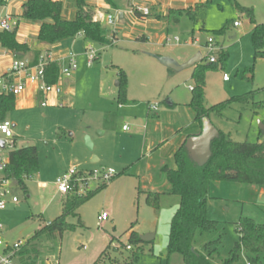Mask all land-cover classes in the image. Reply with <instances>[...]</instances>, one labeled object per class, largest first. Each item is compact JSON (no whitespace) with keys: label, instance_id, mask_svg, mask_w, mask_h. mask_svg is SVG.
Returning a JSON list of instances; mask_svg holds the SVG:
<instances>
[{"label":"rangeland","instance_id":"1","mask_svg":"<svg viewBox=\"0 0 264 264\" xmlns=\"http://www.w3.org/2000/svg\"><path fill=\"white\" fill-rule=\"evenodd\" d=\"M237 5L250 9L255 23H264V0H211L197 20L181 14L177 23L170 20L162 26L147 19L124 20L119 26L112 8L109 12L113 24L105 20L101 24L109 35L117 31L114 44L70 38L66 43L77 56V69L65 84L71 91L68 103L62 108H44L37 101L34 107L14 108L5 114L4 119L14 125V148L36 147L38 172L25 181V190L13 187L18 203L0 211L1 237L27 240L55 219L64 195L57 192L54 181L69 169L88 177L93 170L110 168L115 176L79 205L76 217L68 218L74 224L72 229L61 235L46 232L40 237L39 264H93L103 251L107 254L100 264H124L133 252L136 258L132 264H184L178 254L171 255L169 262L167 258L170 221L179 197L169 192L166 182L162 183L160 168L164 163L175 166L177 131L192 129L194 110L189 88L194 82L192 67L168 76L157 57L183 63L200 52L208 62L205 44L208 38L213 39L215 51L208 56H215L217 62L215 69L205 73L206 107L264 87V58H254L251 40L254 25ZM234 22L239 25L233 26ZM223 26L224 32L217 34ZM142 35L148 40L139 39ZM175 37L178 43L165 42ZM88 45L95 49L90 67L86 66ZM221 52L225 54L223 61L218 60ZM223 74L228 76L227 82L222 80ZM119 79L125 102L117 101ZM262 99L264 91L256 96V100ZM210 120L233 141L253 143L261 136L258 128L264 121V107L233 103L221 115L211 114ZM124 124L127 131L122 130ZM86 137L93 145L92 151L85 146ZM41 182L44 186L39 185ZM101 185L100 180L91 179L88 189L77 186L75 192L86 195ZM262 190L264 187L256 185L211 182L209 217L218 222V229L197 235L195 248L203 253V243L219 238V255L225 257L239 241L235 222L242 206L256 216L257 222L264 223ZM145 191L159 192L156 210L145 201ZM102 214L109 217L108 221L99 219ZM131 231L139 236L153 234V241L140 243L141 250L132 244V250L126 249ZM212 260L213 264L220 263L216 256ZM241 263L246 264L243 254Z\"/></svg>","mask_w":264,"mask_h":264},{"label":"trees","instance_id":"2","mask_svg":"<svg viewBox=\"0 0 264 264\" xmlns=\"http://www.w3.org/2000/svg\"><path fill=\"white\" fill-rule=\"evenodd\" d=\"M111 7H115L114 0H105ZM211 3L205 0L196 3L191 7L178 10L177 14H185L189 19L195 21L200 13ZM76 12L72 20H65L61 17L62 4L58 0H26L21 5L20 17L27 21L38 22L39 30L37 40L46 44H53L63 39L73 38L81 35L86 41L101 45L111 44L109 33L102 27L100 22L93 18L91 8L87 6L85 0H75ZM240 12H245L249 20L253 23L251 30V40L254 50V58H264V23H255L250 9L237 5ZM135 14L139 12L133 10ZM140 14V13H139ZM141 16H144L140 14ZM178 22V18L174 19ZM16 26L11 31H0L1 47L15 52L24 53L28 50L26 44H20L15 39ZM203 30V28H201ZM225 30L223 26L216 31L222 34ZM111 36L115 37V33ZM225 59L222 52L218 56L219 61ZM208 61V59H206ZM202 61L192 67L191 77L194 85L191 89L192 97L190 105L194 110L193 123L199 130L201 129V119L209 117L211 114L221 115L222 110L233 103L251 104L253 107H264V99L256 100L258 93L264 91V87L251 90L240 96L230 97L222 102L209 107L204 105V78L208 70L215 69L216 62ZM171 73L172 70L168 69ZM58 66L51 65L47 70V81L56 79ZM120 76L123 73L120 71ZM118 102H125V90L119 79V89L117 94ZM14 108V97L2 94L0 96V120L5 114ZM264 124V121H261ZM218 130V136L213 139L210 145V158L203 166L195 164L185 148V140L174 151L173 160L175 167H161L169 186L170 193L179 197V205L174 212L168 234L166 246L167 258L173 254L180 255L184 264H213L212 257L219 258L221 264H242L243 254L249 264H264V223L256 222L253 218L241 215L235 222L236 230L239 233V241L223 258L220 257L217 245L220 239L206 241L202 244V252L195 248L197 235L215 232L218 229V222L209 217L208 191L209 185L213 181H228L264 187V131L259 130L260 138L256 142L233 141L230 136ZM199 133V132H198ZM194 135V134H192ZM190 136L187 135L186 138ZM38 172V153L35 146H25L14 148L8 153V163L5 168V176L10 180L12 187L25 190V181L33 177ZM95 190H88L86 195H78L75 191H70L64 195L62 200L61 214L53 219L49 224H45L37 229L34 234L25 241L23 248L27 255H36L40 237L46 232L63 233L74 227L68 221L70 217H76V210L81 203L91 197L101 187ZM158 193L148 192L145 201L154 210L158 207ZM77 223L80 224L79 220ZM141 240L139 235L131 231L128 243L125 246H136L140 248ZM193 249V251L191 250ZM107 252L99 256L93 264H100ZM136 258L133 252L130 259L124 264H132ZM112 264H116L113 261Z\"/></svg>","mask_w":264,"mask_h":264},{"label":"crops","instance_id":"3","mask_svg":"<svg viewBox=\"0 0 264 264\" xmlns=\"http://www.w3.org/2000/svg\"><path fill=\"white\" fill-rule=\"evenodd\" d=\"M25 1L26 0H7V1L0 0V18L9 17L11 20L16 21V23H17L16 27L17 28H16V32H15V39L18 43L26 44L28 46V50L26 52L15 53V52L9 51V50L1 47V45H0V75L3 74L8 69L9 64H10L12 59H23V60H27L31 64H34L36 62L38 55L45 52V51H51L54 55V58L59 59V58H63L68 50H71L70 48L67 47V46H69V44L66 43L70 38L60 40V41L55 42L53 44H46V43L39 42L37 40L39 23L27 21V20H24L20 17L21 5ZM58 1H60L62 4L61 17L65 20L74 19L75 12H76L75 0L71 1V3L73 2V7H72V5H70V0H58ZM203 1H205V0H114V2L116 4L115 7H111L109 4H107L105 2V0H85V3L87 4V6L89 8H91L93 15H94L93 16L94 20L96 19L97 15L100 16V23H102V21H104L105 15H108V14L111 15V13L109 11L113 8L115 10V12L117 13V16L119 19V22H118L119 26L123 24L124 20H131L134 22L135 21L140 22V21H146V19H147V21L148 20H150V22L152 21V23H154L155 25L162 26L163 23H166L167 21L169 22L171 20L173 22L174 19L179 18L178 14H177L178 10H183L184 8L191 7L194 4L201 3ZM142 8H147L149 10V14L146 16H141L140 12H139L140 14L139 13L135 14L133 12L134 9H142ZM233 26H234V23H233ZM115 34L117 35V31H115ZM116 35H115V38H116ZM75 37L83 38L81 35H77ZM139 39L148 40V37L145 35H142ZM185 60H183V61H185ZM61 64H62V61L59 62V66ZM172 72H174V71H172ZM171 73L168 72L167 68L165 69L166 75L171 76L170 75ZM174 73H177V72H174ZM68 80H69L68 78H63L61 80L62 91L59 95L50 94L46 98H44L42 94L37 93L35 90V87L33 85H29L24 92H22L19 96L14 97V108L29 109L31 107H34L35 104L37 103V101L40 104V102L43 100L46 101V105L45 106L40 105L41 107H44V108H56V107L62 108V107H64V105H66L68 103L67 96L69 94H71L70 89L66 88V86H65V84L68 83ZM227 81H224V82H227ZM124 125H122V130L127 131L128 129H123ZM11 126L14 127L13 124ZM190 126H191L190 128H192V129L189 130L188 132L187 131L186 132L185 131L180 132V130L177 131V134H178L177 135V146L174 149V151L186 139L187 135L197 134L200 131V130L198 131V128L196 127L195 123H191ZM101 133L102 132H100V134ZM174 151H173V153H174ZM94 160H97V159H94ZM163 166H167L168 168H171L170 166H168L165 163L162 164L161 167H163ZM160 172L163 175V178L165 179V180L161 179L162 183L166 182L168 184L164 174L161 171V168H160ZM39 185L44 186V183L41 182V183H39ZM167 186H169V184ZM169 189H170V186H169ZM148 192H150V191H145V193H148ZM153 192L159 194L158 191H153ZM263 193H264V191L262 190L261 194H263ZM61 195H63V194H61ZM10 205H15V204L8 201L5 209H7L8 206H10ZM60 214H61V211H60L59 215ZM59 215H57V216H59ZM241 215L251 217L257 222L255 215H252V214L244 211V206L241 207ZM39 216L42 217L41 213L39 214ZM57 216H55V217H57ZM108 219H109V217L107 216L106 219L103 220L102 222H106V221H108ZM0 232H1V230H0ZM52 233H55V232H52ZM0 237H1V235H0ZM2 239L6 244H11V243H14L18 240H21V239L11 240L9 238H7V239L2 238ZM22 241H24V245H25L26 240H22ZM152 241H153V239L150 242H152ZM39 242H38V251H37L36 255H32V254L27 255L26 253H24L27 249L23 248L24 247V245H23L18 252V257H17L18 260L23 262L24 264H39V256H38L39 255ZM2 251H3V248L0 247V252H2ZM170 258H171V256L168 258V262L170 261ZM219 264H221V263H219Z\"/></svg>","mask_w":264,"mask_h":264},{"label":"built area","instance_id":"4","mask_svg":"<svg viewBox=\"0 0 264 264\" xmlns=\"http://www.w3.org/2000/svg\"><path fill=\"white\" fill-rule=\"evenodd\" d=\"M7 1V0H3ZM142 15L146 16L149 14L147 8L135 9ZM104 20L108 24H113L112 15L108 14L105 16ZM238 23L234 22V26ZM15 26H17L16 21L11 20L9 17L0 18V31H11ZM111 44H114L117 39L111 36L115 31L110 32ZM178 43V38L165 39L166 43L169 42ZM205 47L207 49V59L208 62L213 63L216 60L215 56H208L214 53L213 39L208 38ZM86 55V66L90 67L92 61L95 58V49L92 45H88L85 50ZM77 56L72 50H68L63 58L55 59L51 51H45L38 55L36 62L34 64L29 63L27 60L23 59H12L8 69L0 75V96L2 94L11 95L13 97L19 96L22 92L26 90L29 85H33L37 93L43 95L46 98L50 94L59 95L62 91L61 80L63 78H70L77 69ZM62 64L59 66V62ZM51 65H58L57 77L54 81H47V70ZM223 81L228 80L226 74L222 75ZM192 89L191 87L189 88ZM41 106L46 105V101L40 102ZM11 123L6 120H0V141L3 145L0 147V211L6 208L7 202L10 201L13 204L18 202V198L13 193V187L10 180L5 176V168L8 163V153L14 149L15 141L13 139V134L11 130ZM123 129H128L126 125ZM88 177L79 175L77 171L73 168L69 169L67 172L58 176L54 181V186L58 193L66 194L70 191H75L77 186H82L88 189L87 183L91 179H98L101 183L109 182L114 176L115 172L113 169H107L106 171H96L88 173ZM85 182L84 184L81 182ZM79 183H81L79 185ZM99 219L101 221L106 219V215L102 214ZM1 222V220H0ZM49 224V223H47ZM2 226L0 224V230ZM24 245V241L18 240L11 244H6L0 237V247L3 251L0 252V264H24L18 260V252ZM126 249H130V246H126ZM246 264H249L246 261Z\"/></svg>","mask_w":264,"mask_h":264},{"label":"water","instance_id":"5","mask_svg":"<svg viewBox=\"0 0 264 264\" xmlns=\"http://www.w3.org/2000/svg\"><path fill=\"white\" fill-rule=\"evenodd\" d=\"M96 22H100V16L97 15ZM202 54L200 52L195 53L192 57L186 60L183 63H178L170 57H157V60L167 69H170L174 72H180L184 69L193 67L194 65L202 61ZM118 85V83H117ZM264 131V124L259 123V128ZM218 136L217 128L212 124L209 117H203L201 119V129L199 133L190 135L185 139V148L188 151V154L191 160L198 166H203L208 159L210 158V145L213 139ZM85 146L89 151H92L93 145L88 137L85 138ZM3 143L0 141V147ZM153 234H144L139 236V239L143 243L150 242L153 239ZM193 251V249H191Z\"/></svg>","mask_w":264,"mask_h":264}]
</instances>
